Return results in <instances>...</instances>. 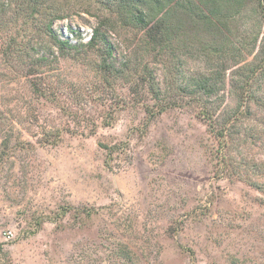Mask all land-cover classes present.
Masks as SVG:
<instances>
[{
    "label": "rangeland",
    "instance_id": "1",
    "mask_svg": "<svg viewBox=\"0 0 264 264\" xmlns=\"http://www.w3.org/2000/svg\"><path fill=\"white\" fill-rule=\"evenodd\" d=\"M60 2L67 16L52 26L57 38L86 44L105 20L113 54L102 43L63 52L36 20H15V4L8 8L0 28V264H264V76L254 87L260 102L236 119L235 71L226 75L217 98L231 117L223 162L213 127L182 90L208 66L192 54L174 58L173 47L157 54L141 30L121 27L95 0ZM240 24L252 61L264 20L250 6ZM151 77L177 100L153 119L144 108L154 103Z\"/></svg>",
    "mask_w": 264,
    "mask_h": 264
},
{
    "label": "trees",
    "instance_id": "2",
    "mask_svg": "<svg viewBox=\"0 0 264 264\" xmlns=\"http://www.w3.org/2000/svg\"><path fill=\"white\" fill-rule=\"evenodd\" d=\"M0 28L4 19L9 14L8 8L15 4L16 10H11L15 20L19 16L37 21L39 30L51 36L59 48L65 52L73 48L82 47L96 49L102 43V51L109 58L112 57L113 48L108 42L103 29L105 20L92 30V36L84 44L80 41L57 38L52 26L58 20L66 18V8L60 0H0ZM109 13V19H114L126 28L132 26L143 32V39L147 48L157 54L173 47L172 54L179 57L196 55L206 71L197 73L187 81L183 92L192 97L193 104L201 111L198 113L208 122L211 133L218 140L221 161L227 157L231 147L230 114L221 113L223 99L217 101L222 88L227 87L230 80L226 79L227 73L233 72L232 93L235 98V112L231 115L238 119L239 111L248 107L249 102L259 103L258 91L254 89L258 79L264 76V46L259 48L252 61L248 55L253 53L242 47L244 43L239 35L246 34L241 29V19L248 12L250 6L264 20V0H95ZM193 32V43L185 41V30ZM184 30V31H183ZM79 37L77 30L71 31ZM53 34V35H52ZM176 44V46L174 44ZM110 65L104 64V67ZM167 66V65H166ZM235 68V69H233ZM173 74L178 75L180 71ZM107 70V68H105ZM167 77V73H166ZM148 85L149 100L154 101L146 105L145 111L150 118L162 115L169 109L177 106V100H167L154 77ZM192 83V84H191ZM172 88V87H171ZM231 88V86H230ZM159 103L156 105V103ZM222 118L220 119V115ZM220 128H215V125ZM234 135V134H233ZM236 168V167H235ZM234 172H238L237 168ZM241 177V176H240ZM243 181L247 177H241ZM250 181V179H249ZM253 184L258 186L257 181Z\"/></svg>",
    "mask_w": 264,
    "mask_h": 264
},
{
    "label": "built area",
    "instance_id": "3",
    "mask_svg": "<svg viewBox=\"0 0 264 264\" xmlns=\"http://www.w3.org/2000/svg\"><path fill=\"white\" fill-rule=\"evenodd\" d=\"M6 238L11 239L14 236V233L12 230H9L5 233Z\"/></svg>",
    "mask_w": 264,
    "mask_h": 264
}]
</instances>
